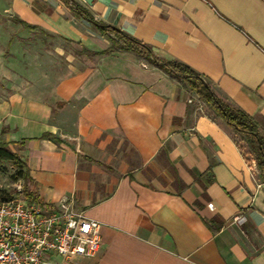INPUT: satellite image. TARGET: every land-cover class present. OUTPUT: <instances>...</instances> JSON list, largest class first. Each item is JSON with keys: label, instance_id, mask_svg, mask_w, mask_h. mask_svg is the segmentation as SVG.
Instances as JSON below:
<instances>
[{"label": "crops", "instance_id": "crops-1", "mask_svg": "<svg viewBox=\"0 0 264 264\" xmlns=\"http://www.w3.org/2000/svg\"><path fill=\"white\" fill-rule=\"evenodd\" d=\"M73 1L201 75L264 134V0ZM0 11L18 31L7 47L40 32L110 49L49 87L21 82L0 99L2 138L22 142L8 147L28 188L100 223L94 255L51 253L48 264H264V180L203 101L145 57L111 48L61 0H0Z\"/></svg>", "mask_w": 264, "mask_h": 264}, {"label": "built area", "instance_id": "built-area-1", "mask_svg": "<svg viewBox=\"0 0 264 264\" xmlns=\"http://www.w3.org/2000/svg\"><path fill=\"white\" fill-rule=\"evenodd\" d=\"M99 227L68 198L57 204L27 202L20 194L0 200V264H48L51 253L91 257L100 249Z\"/></svg>", "mask_w": 264, "mask_h": 264}, {"label": "trees", "instance_id": "trees-1", "mask_svg": "<svg viewBox=\"0 0 264 264\" xmlns=\"http://www.w3.org/2000/svg\"><path fill=\"white\" fill-rule=\"evenodd\" d=\"M63 3L68 4L73 11L80 17L85 18L97 26L98 30L108 38L111 48H117L120 50H128L135 53L138 56H143L148 59L153 65L159 67L162 71L170 74L176 80L185 84L188 89L195 94L197 98L203 101L211 111L227 126H229L241 139L242 145L238 143L240 152L246 157L250 155L255 163L260 177L264 180V134H262L258 125L253 119L244 111H240L233 107L230 103H226L222 99L216 96L209 83L198 73L190 69L185 64H181L172 60H165L159 57L153 56L151 50L143 43L138 42L126 34H123L120 30H117L113 26H106L98 24L93 20L88 11L83 7L75 3L73 0H61ZM29 29H33L27 24L23 26ZM82 51L89 55H97L106 53L102 51L100 53H94L86 48H82ZM5 132V128H1L0 134V163L2 161L12 163L14 169H16L15 179L23 181L21 189H17V194L23 196L27 202L37 201L41 202L38 195L28 188L31 179L28 175L27 167L23 161L20 160L17 153L13 152L9 145H20L22 142L9 143L4 141L2 135ZM42 138H49L55 142L57 139L49 133H44ZM13 196L7 190H0V200L11 199ZM42 203V202H41ZM210 225V222H207ZM211 226V225H210Z\"/></svg>", "mask_w": 264, "mask_h": 264}, {"label": "rangeland", "instance_id": "rangeland-1", "mask_svg": "<svg viewBox=\"0 0 264 264\" xmlns=\"http://www.w3.org/2000/svg\"><path fill=\"white\" fill-rule=\"evenodd\" d=\"M17 32L9 17L0 11V99L11 94L21 82L46 83L45 87H49L72 70H82L92 60L93 55L81 47L48 39L40 32H29L30 37L25 36L19 44L14 40L7 47L8 38L12 34L16 37ZM15 173L12 163H0V190H7L13 197L17 196L16 188L21 189L23 184L22 180L15 179Z\"/></svg>", "mask_w": 264, "mask_h": 264}, {"label": "water", "instance_id": "water-1", "mask_svg": "<svg viewBox=\"0 0 264 264\" xmlns=\"http://www.w3.org/2000/svg\"><path fill=\"white\" fill-rule=\"evenodd\" d=\"M93 0H86V2L91 5Z\"/></svg>", "mask_w": 264, "mask_h": 264}]
</instances>
